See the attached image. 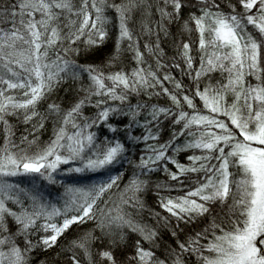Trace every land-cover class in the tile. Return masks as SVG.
I'll return each instance as SVG.
<instances>
[{"label": "snow or ice", "instance_id": "6c2138e0", "mask_svg": "<svg viewBox=\"0 0 264 264\" xmlns=\"http://www.w3.org/2000/svg\"><path fill=\"white\" fill-rule=\"evenodd\" d=\"M53 246L264 264V0H0V264Z\"/></svg>", "mask_w": 264, "mask_h": 264}, {"label": "trees", "instance_id": "16d2710c", "mask_svg": "<svg viewBox=\"0 0 264 264\" xmlns=\"http://www.w3.org/2000/svg\"><path fill=\"white\" fill-rule=\"evenodd\" d=\"M172 31L173 32H176L177 31V27L176 26H173L172 28ZM147 37H143L142 40H141V43L143 42V39H146ZM161 38H163V35L161 34ZM115 44V33H112V35L110 36V38L108 40H106L104 42V45H103V49L102 50H106V49H110L111 47H113ZM164 48H165V51L167 53L168 56H172L175 52V49L171 46L170 44V39L169 40H165L164 44H163ZM128 56V59L130 61V58H131V54H127ZM104 59L103 55L101 54H97L95 51H93L92 55L89 57V60L92 61V62H96V63H99L101 62L102 60ZM134 63V62H133ZM155 62L153 61V64ZM129 67L131 66V64L128 65ZM116 67H119V65H116ZM162 75V73H161ZM176 75H179V72L177 71L176 72ZM187 79V78H185ZM72 83L71 80L67 81L66 83H64L56 92H54L52 94V97H49V99H52L53 97L62 104L63 107H69L70 104H69V100H71L72 96H73V93L72 92H69L67 91V89L69 88V85ZM170 87V85H169ZM154 100L156 99L155 97L153 98ZM133 100H135V97H133ZM166 101V97H160V102H165ZM46 105H41V107H45ZM93 109H86V111H92ZM24 127L23 124H20L18 126V129H17V136H19V132L20 130H22ZM51 131V122L49 121V130L48 132H45L44 133V138L46 139L49 132ZM187 153H182L180 154L179 158L181 160H184L185 158V155ZM171 166V165H170ZM69 175H72V174H69ZM75 175H85V174H75ZM160 176H162L163 174H159ZM125 179H127V177H125ZM145 199L147 200L148 204L150 206H156L158 207V205L156 204V196H155V193L152 192V191H149L146 196H145ZM144 218L146 220H149L151 223L155 224V220L151 217H149L147 215V213L145 212L144 214ZM90 226V222L86 223L85 225H81V227H89ZM75 232V229H73V232H69L67 237L65 236H61L59 237V241L61 244H65L67 243L68 240H70L72 238V235L73 233ZM134 235V234H133ZM182 236L184 235V233L181 234ZM168 237L165 236V239H167ZM97 244H99L100 242L97 241L96 242ZM131 249H126V251H130ZM59 252V255H56L55 256V264H70V261H68L65 257V253L60 251V249L57 247V246H53L51 248L50 251H45V250H41L38 255H37V260H39L41 257H44V256H48V257H53L54 254L58 253ZM117 255H120V252L118 251L117 252Z\"/></svg>", "mask_w": 264, "mask_h": 264}]
</instances>
